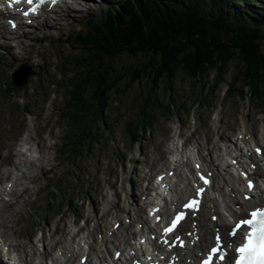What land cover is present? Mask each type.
<instances>
[{"label":"rangeland","instance_id":"obj_1","mask_svg":"<svg viewBox=\"0 0 264 264\" xmlns=\"http://www.w3.org/2000/svg\"><path fill=\"white\" fill-rule=\"evenodd\" d=\"M107 1H96V8L82 10L81 15L75 11H67L65 12L67 17H58L29 28L27 35L21 38L23 43L20 48L15 47L10 53L14 56L31 55L28 59L24 58L21 63H28L31 70L35 71V75L23 86L25 88L16 90L12 87L10 74L21 63L18 60L11 61L5 46L11 45L12 34L0 22V189L2 183L12 174V172L5 174L6 171L12 170L16 158L20 155L21 150L17 151V155L15 149L20 135L27 131L34 136L27 152L34 153L37 158L33 162H28L23 156L25 158L23 163L27 164L25 168L21 167L25 171V176L15 191L17 194L12 195L9 200L10 210L7 207L5 209L9 214L6 221L8 237L26 245L30 243L38 246L39 250H35V255L30 251L31 260L38 259L40 251L50 255L54 253L56 246L58 248L64 244L63 240L73 229V222L77 216L81 219L76 225H82L86 218L92 220L98 217L100 227H109L108 223L113 222L115 214H118V208L123 209L124 202L121 203L119 198L122 199L124 196V189L130 188L133 198L129 199L132 202V212H135L134 208L137 207L140 195L138 186L140 187L148 176L160 169L170 151L175 133L181 126L177 118L170 119L168 116L158 114L157 125L153 131L139 138L142 141L139 146L128 145L127 124L130 121L136 122L140 117V109L150 90L148 79L134 84L127 93L112 96L106 113L108 128L101 129L98 136L103 142L93 144L91 153L84 159L77 160L83 170H75L76 161L68 159L61 151L69 120L58 115L66 102L60 97L69 93L67 81L72 76H79L81 69L75 65V61L83 56V49L68 39V36L70 34L72 38L76 36L88 17L98 18L101 13L100 7L105 6ZM48 22L51 25L47 24ZM234 71L235 67L231 65L221 85L214 89L210 103L207 104L209 101L205 99L207 105L205 111L193 105L189 113L182 114L185 129L181 131L185 136L195 132L188 140V148L197 141L205 140L206 137L208 141L201 144L206 142L209 150L216 156L220 153V146L226 144L230 138H235L241 126L247 121H250L259 139L264 136V101L255 103L238 95H231L228 98L223 96L225 82L231 80ZM214 75L212 72L208 79L200 80L185 75L177 77L173 82L175 95L179 99L196 101L199 93L207 94V87L203 88L202 85L206 82L212 83ZM161 96L167 100L168 91L161 88ZM211 105L213 106L210 108ZM161 107L165 113V106ZM219 117L221 119L217 131L214 130V126L212 127V123L217 122ZM220 135L224 139L223 142L215 140ZM207 151H204L205 155ZM117 156L119 158L115 159ZM206 159L209 161L207 156ZM81 172L93 174V179L87 181L85 185L77 184L80 187L77 189L74 180L76 174ZM132 174L134 178L131 179ZM62 177L67 180L66 184L61 182ZM56 181L65 189L66 197L77 200L81 198L82 191L87 190L91 194V201L89 205L80 202L79 207L70 209L61 205L57 208L59 215L55 212L50 215L49 223L41 224L39 228L44 230L47 238L46 247L42 251L41 243L37 241L40 232L34 238V232L37 230L33 229L31 224L43 215L44 207H41V214L37 209L44 204V198L51 194V190L54 189L51 184ZM121 183L122 187H119ZM86 197L88 199V196Z\"/></svg>","mask_w":264,"mask_h":264},{"label":"trees","instance_id":"obj_2","mask_svg":"<svg viewBox=\"0 0 264 264\" xmlns=\"http://www.w3.org/2000/svg\"><path fill=\"white\" fill-rule=\"evenodd\" d=\"M252 1L128 0L95 22L77 38L83 73L73 86L76 118L69 155L77 156L80 145L87 150L107 127L112 96L144 80L150 90L138 121L128 125L133 139L156 125L161 88L175 103L173 82L182 75L200 80L214 72V82L207 84L213 90L233 65L228 93L264 101V0Z\"/></svg>","mask_w":264,"mask_h":264},{"label":"snow or ice","instance_id":"obj_3","mask_svg":"<svg viewBox=\"0 0 264 264\" xmlns=\"http://www.w3.org/2000/svg\"><path fill=\"white\" fill-rule=\"evenodd\" d=\"M29 3H31V0H29ZM201 179L206 184L209 182L203 176ZM254 187L251 180H249V191ZM203 192L204 189L200 188L197 195ZM244 199L252 200L253 198L245 195ZM199 206L200 201L192 199L184 205V208L198 210ZM185 215L186 213L184 212L179 213L172 221L171 226L165 229V231L169 233L174 232ZM227 235L232 237L233 240L226 242L219 231L215 233L214 243L207 249L200 264H224V261L229 259L228 250H231L235 254L231 257L230 264H264V200L258 198L253 204L245 208L243 215L237 217L231 223Z\"/></svg>","mask_w":264,"mask_h":264},{"label":"bare ground","instance_id":"obj_4","mask_svg":"<svg viewBox=\"0 0 264 264\" xmlns=\"http://www.w3.org/2000/svg\"><path fill=\"white\" fill-rule=\"evenodd\" d=\"M64 10H67V11H69L70 10V8H68L67 6H66V4L63 6V7H60L59 8V10L56 12V13H59V12H62V11H64ZM19 44H20V42H19ZM20 74L21 73H19L18 75H17V77H19L20 76ZM245 131H247V132H252V130H253V128H252V125H251V123H246V125H245ZM256 137V136H255ZM263 139H264V137H263ZM263 142H264V140H263ZM199 145H201V143L199 144ZM204 146H205V143L203 144ZM201 148L203 149V147H202V145H201ZM202 149L201 150H199L198 149V154H199V156L201 157V158H203L204 160H205V164L208 166V164H210V162H207L206 161V159L204 158V156L201 154L202 152ZM163 153V152H162ZM22 155H24V153H23V151L21 150V152H20V155H19V157H21ZM219 161H220V158H219ZM210 167L212 168V169H215L216 167H217V165H216V163L215 162H213V163H211L210 164ZM15 170H19L18 168H16ZM259 171V176L262 178V179H264V168H261V169H259L258 170ZM228 174V176L226 177V175H224L223 176V178H218V181L216 180V183H215V186H216V184H220V181H222L223 179H228L229 181H231V180H235L236 179V184H234L235 185V190H237V191H239V187H240V182H239V180H237V178L235 177V176H233V174L231 173H227ZM218 177V176H217ZM216 177V178H217ZM22 178H23V176L19 179V181H21L22 180ZM175 178H176V180L178 181V182H183V184H184V191H185V189L187 188V184L185 183V180L184 179H181V173H180V169H178L177 170V173L175 174ZM19 181L17 182L18 184L16 185V186H19ZM3 185V184H2ZM228 184H224L223 185V187H221L220 186V189H219V192H221L223 195H226V197H228V194L227 193H225V188H226V186H227ZM176 186V184H174V187ZM3 187V186H2ZM182 192H184L183 191V189L181 190ZM181 191L179 192L178 190H176V189H173L172 190V193H173V196L176 198L177 196H179L180 195V193H181ZM127 195H128V198H131V192L129 191V190H127ZM14 194V193H13ZM237 199H238V197H237ZM255 199H257V197H254L252 200H249V201H247V202H245V204L244 203H241V210H243L244 209V207L245 206H247L249 203H251V201H254ZM233 200V199H232ZM8 206H9V203H8V201L7 200H1V202H0V225H2V227L1 228H5L6 227V221H7V218H6V215L4 216L3 214H4V212L7 210V209H5V207H7L8 208ZM229 207V209H233V208H231L230 206H228ZM139 211L141 212L142 211V208H140V206H139ZM126 216H128V215H126ZM144 217V215H142L141 213L137 216V219L140 221V219H142ZM114 219V218H113ZM219 222H221V224H222V227L223 226H225L226 225V220L223 218V217H220V219H219ZM112 224V222L110 223V225ZM200 225L202 226V231H203V238L200 240V242H199V246H198V250H201L202 248H201V244H202V241L204 240V239H208V237H209V229H210V227L213 225V223H211L208 219H206L205 217H203V219H202V221L200 222ZM133 227H134V224H130V225H126V226H123L122 227V231H123V233H129V231L130 232H133ZM187 229L188 230H190V225L189 226H187ZM90 232V231H89ZM91 233V232H90ZM5 236L6 235H8V232L6 231L5 232V234H4ZM95 236V232H93L90 236H89V238H91V237H94ZM107 239H105L104 241H103V243L100 245V247H101V249L102 248H104V249H102V250H104V252H105V249H107V251H108V240L110 239L109 237H106ZM6 241L7 240H9L8 238H6L5 239ZM12 242H14V241H12ZM11 242V243H12ZM67 247H68V250L69 251H72L71 250V245H70V243L69 242H67ZM34 247V249H35V246H33ZM33 247H31V249L33 248ZM17 248H19V250L21 251V253H23V258H22V262L24 263V264H32L33 262H30V258L28 257V254L26 253V251H27V247H25V244L24 243H22V242H19L18 244H17ZM90 248H93V247H90ZM117 249L119 248V246H117L116 247ZM103 252V251H102ZM72 253L74 254V252L72 251ZM189 253L190 254H194V250H190L189 251ZM43 253H41V255H42ZM114 254V251L112 252V254L111 255H113ZM68 260H70V259H68ZM42 264V263H41ZM58 264V263H57Z\"/></svg>","mask_w":264,"mask_h":264},{"label":"water","instance_id":"obj_5","mask_svg":"<svg viewBox=\"0 0 264 264\" xmlns=\"http://www.w3.org/2000/svg\"><path fill=\"white\" fill-rule=\"evenodd\" d=\"M26 68V66H22V68L19 70V72H17L15 75H14V78H15V81L18 85H22L25 83L26 81V78L30 75V73H23V70ZM20 74L19 77H17V75ZM27 76V77H26ZM24 82V83H23Z\"/></svg>","mask_w":264,"mask_h":264}]
</instances>
